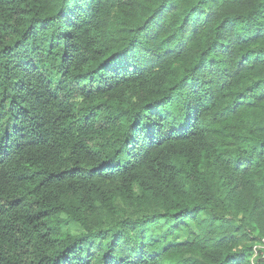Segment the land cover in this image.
I'll use <instances>...</instances> for the list:
<instances>
[{"label": "trees", "instance_id": "obj_1", "mask_svg": "<svg viewBox=\"0 0 264 264\" xmlns=\"http://www.w3.org/2000/svg\"><path fill=\"white\" fill-rule=\"evenodd\" d=\"M263 245L264 0H0V264Z\"/></svg>", "mask_w": 264, "mask_h": 264}, {"label": "rangeland", "instance_id": "obj_2", "mask_svg": "<svg viewBox=\"0 0 264 264\" xmlns=\"http://www.w3.org/2000/svg\"><path fill=\"white\" fill-rule=\"evenodd\" d=\"M188 224L191 226V227H193V223H191V222H188ZM69 229H72L73 230V232H78L79 230L78 229H76L75 227H71V226H69L68 227ZM261 245V244H260ZM263 247H264V245H263Z\"/></svg>", "mask_w": 264, "mask_h": 264}]
</instances>
